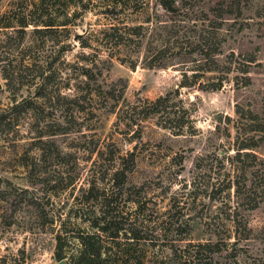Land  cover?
<instances>
[{
  "label": "rangeland",
  "instance_id": "obj_1",
  "mask_svg": "<svg viewBox=\"0 0 264 264\" xmlns=\"http://www.w3.org/2000/svg\"><path fill=\"white\" fill-rule=\"evenodd\" d=\"M36 1L0 0L1 22L32 12ZM156 1L83 0V7L67 9L70 20L52 5L54 21L69 24L51 33L27 30L20 48L0 51V111L9 115L15 99L34 101L17 115L11 132H0V264H59L58 229L70 241L62 259L68 264L79 247L78 227L87 226L75 215L80 189L107 166L95 163L96 149L121 156L134 152L126 185L135 187L134 197L149 208L144 226L160 221L171 205L177 218L191 215L189 226L175 236L176 230L143 234L144 264L151 256H169L171 244L191 247L187 241L220 244L215 264H264V195L238 198L232 184L244 190L264 180V0H178L175 15ZM135 25H143L138 35L130 30ZM119 35L122 42L116 43ZM79 37L90 48H83ZM207 47L216 50V63L203 56ZM97 48L103 49L101 59L111 52L112 64L97 63L101 72L89 79L80 67L95 61ZM3 73L24 84H7ZM32 78L35 84L27 86ZM185 78L190 86L181 88ZM119 79L129 103L152 101L178 88L166 109L179 128H164L163 114L116 123L105 88L115 84L117 94ZM219 82L220 88H210ZM42 83L48 93L34 95ZM76 91L85 96L75 102L59 96ZM70 115L72 124H65ZM57 120L68 127L66 133ZM245 144L250 148L234 157ZM98 181L109 184L106 178ZM234 213L241 224L237 230L229 222Z\"/></svg>",
  "mask_w": 264,
  "mask_h": 264
},
{
  "label": "trees",
  "instance_id": "obj_2",
  "mask_svg": "<svg viewBox=\"0 0 264 264\" xmlns=\"http://www.w3.org/2000/svg\"><path fill=\"white\" fill-rule=\"evenodd\" d=\"M22 1V0H21ZM178 0H157L156 5L163 10L166 14L175 15L179 12V7L177 5ZM59 5L64 13L67 12V9L70 7L78 8L79 6L83 7V0H37L36 3H33L34 9L30 13L20 12L17 14H12L7 22L2 23L0 18V32L2 36L0 37V51H12L14 48H20L23 44V39L26 35L27 30H31L33 34H40L43 32H54L58 25L66 26L69 24V21L65 23L58 24L50 16V7ZM66 13V20H70L71 17ZM66 28V27H65ZM114 30L118 29L117 25L111 27ZM143 25H135L130 28L132 34L138 35L141 33ZM67 31V29H66ZM122 35H119L116 43L122 42ZM80 38V37H79ZM78 38V39H79ZM81 46L83 48H90L89 43L85 38H80ZM106 42H110L107 40ZM7 49V50H5ZM23 49V48H22ZM97 51L94 54L96 56L95 61L89 65H82L81 71L86 78H92L100 74L101 68L98 67L97 63L112 64V56L109 51L106 55L108 59H101L100 55H103V50L97 48ZM105 52V51H104ZM203 56L209 58L212 63H216L214 60V55L216 54L215 49H209L202 51ZM85 56V55H82ZM2 55H0V58ZM97 68V71L92 72L91 68ZM5 79H7V84H13V82L22 86L24 83L21 81L20 77L14 76L12 73H3ZM120 82V87L117 94H115V84H110L105 88V97L106 100H113L114 106L111 112H114L116 115V123L125 122L126 124L137 123L136 118H146L152 114H163L164 115V128H179L178 125L171 123L173 120L172 114L166 109V104L170 100V96L178 94L179 89L177 88L174 92L169 91L163 95H159L155 100L149 101L147 99H138L137 102L129 103L125 101L124 98V89L126 85L122 83V79L118 80ZM27 86H30L34 83V79H28L25 81ZM35 84V83H34ZM43 83L36 85V90L34 95L37 96H46L48 92L43 88ZM181 88H188L186 78L179 85ZM219 83H212V89L220 88ZM86 94V93H85ZM61 98H65L69 101H76L79 97H83L82 93H76L73 96L60 95ZM123 101V105H120L117 110H115L118 102ZM142 102V104H141ZM144 103V104H143ZM34 106V101L30 97H23L20 100H13L12 105L8 108L9 115H6L5 110L0 111V132L9 133L15 126L18 124L17 115L26 111L29 108ZM258 117V115H254ZM74 115L67 117L65 124H72ZM59 123H55L60 126L62 133H66L67 128ZM139 129H137L136 132ZM81 131V129H79ZM250 148V145H242L241 147L236 148V154L234 157L241 156L243 149ZM97 151V160L99 161V167L107 164L100 172L102 176H96L95 179H92L88 183L87 187L81 188V195L79 201H77V213L75 214L83 223H87L85 227L86 230H81V227H78V233L75 235L79 247L75 253L69 255L68 264H144L143 260V246L142 240H145L146 237L143 235L147 233L149 229H156L161 231L163 236H166L168 232L176 230L174 236L181 233L179 228L189 226L191 220V215L183 212L179 218L176 217V208L174 205H171L163 213L165 217H162L160 221H149L147 225L145 216L146 210H149L148 207L144 204L141 199L134 197L136 193H132L135 187L126 185L127 174L130 173L135 167V154L133 151L127 152L126 155H117L113 150H109L106 153L101 149H96ZM245 155H248L249 152L245 151ZM116 159L118 163L116 165ZM114 164V165H113ZM110 169L112 170L110 173ZM106 178L109 184L100 185L101 181H98L99 178ZM235 188V193L237 197L245 198L247 195H252L253 193H258L259 195H264V180L257 182V185H250L248 189H241L240 183H232ZM232 184L229 182L227 188H231ZM131 189V190H130ZM197 187L194 188L195 191ZM137 190V189H134ZM192 191V192H193ZM197 194L196 192H194ZM32 198V197H31ZM195 195L193 199H195ZM173 206V208H172ZM44 218H47V215L44 213ZM7 225L11 224V221L7 219ZM48 220L51 222L54 220V215H50ZM232 223L233 227L241 225L234 217L229 220ZM63 224V222L61 223ZM63 231L58 229L55 235L56 239V248L55 256L57 261H61L66 255L64 247L70 244L68 236ZM160 233V234H161ZM173 236V235H172ZM169 238L170 240L173 238ZM179 240H184L180 237ZM151 245L153 242L151 241ZM187 247L189 248L181 249L177 245L171 244L170 246V255L162 256H151L146 264H215L214 254L219 253L222 250L221 245L216 242L207 241L205 243L191 244L189 241L186 242ZM66 250V249H65ZM139 252V254H138ZM235 260V259H234ZM237 261H233L231 264H238Z\"/></svg>",
  "mask_w": 264,
  "mask_h": 264
},
{
  "label": "water",
  "instance_id": "obj_3",
  "mask_svg": "<svg viewBox=\"0 0 264 264\" xmlns=\"http://www.w3.org/2000/svg\"><path fill=\"white\" fill-rule=\"evenodd\" d=\"M59 264H63V260H61V261L59 262Z\"/></svg>",
  "mask_w": 264,
  "mask_h": 264
}]
</instances>
